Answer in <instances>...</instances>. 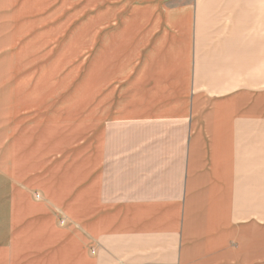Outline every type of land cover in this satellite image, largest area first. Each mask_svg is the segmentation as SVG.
<instances>
[{
  "label": "crops",
  "instance_id": "0c3cea01",
  "mask_svg": "<svg viewBox=\"0 0 264 264\" xmlns=\"http://www.w3.org/2000/svg\"><path fill=\"white\" fill-rule=\"evenodd\" d=\"M198 1L61 0L92 34V114L0 128V264H264V86L241 88L253 64Z\"/></svg>",
  "mask_w": 264,
  "mask_h": 264
},
{
  "label": "rangeland",
  "instance_id": "374dc122",
  "mask_svg": "<svg viewBox=\"0 0 264 264\" xmlns=\"http://www.w3.org/2000/svg\"><path fill=\"white\" fill-rule=\"evenodd\" d=\"M197 3L198 24L212 30L206 35L210 41H223L231 51L237 48L241 62L253 64L241 70V88L263 87L264 0ZM61 6V0H0V128L11 124L13 129L16 120L23 138L49 121L59 131L63 123H69L72 129L66 133L71 135L84 126H76L83 115L92 114L83 113L82 102V96L88 98L94 89L92 34L77 32L85 25L84 17L79 21L63 12ZM105 130L106 140H136L158 136L159 132L157 126L148 129L136 124H112ZM10 131L0 132L7 140L13 136ZM38 131L36 138H43ZM162 132L173 135L172 129ZM42 187L45 189V184ZM34 195L39 196L36 192Z\"/></svg>",
  "mask_w": 264,
  "mask_h": 264
},
{
  "label": "built area",
  "instance_id": "2783aa9c",
  "mask_svg": "<svg viewBox=\"0 0 264 264\" xmlns=\"http://www.w3.org/2000/svg\"><path fill=\"white\" fill-rule=\"evenodd\" d=\"M37 197H39V196L37 195Z\"/></svg>",
  "mask_w": 264,
  "mask_h": 264
}]
</instances>
